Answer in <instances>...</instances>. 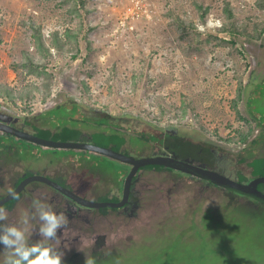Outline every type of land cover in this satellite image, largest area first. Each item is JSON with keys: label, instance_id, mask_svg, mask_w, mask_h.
I'll use <instances>...</instances> for the list:
<instances>
[{"label": "rangeland", "instance_id": "rangeland-1", "mask_svg": "<svg viewBox=\"0 0 264 264\" xmlns=\"http://www.w3.org/2000/svg\"><path fill=\"white\" fill-rule=\"evenodd\" d=\"M263 28L264 0H0V113L32 134L31 117L74 102L129 123L121 149L136 159L182 138L247 182V162L264 158ZM92 123L85 138L107 130ZM136 132L157 139L139 143ZM6 138L0 198L19 178L41 176L88 201L122 200L130 165ZM132 180L135 208L83 207L57 230L49 244L61 264H264V205L177 171L141 169ZM54 193L27 184L5 223L18 225L33 199L52 206Z\"/></svg>", "mask_w": 264, "mask_h": 264}, {"label": "trees", "instance_id": "trees-1", "mask_svg": "<svg viewBox=\"0 0 264 264\" xmlns=\"http://www.w3.org/2000/svg\"><path fill=\"white\" fill-rule=\"evenodd\" d=\"M222 31L225 33H229L230 30L223 28ZM263 32H264V28L260 32V35ZM40 46H42V44H40ZM258 87L254 88L250 92L248 99H250L251 101L252 99L256 101L255 99L256 97L259 99L260 96L258 97V91H259ZM248 108H249L248 111L251 112V108L249 106ZM86 111L87 112L82 111L79 108V105L75 104L74 102H67L63 105H59L57 107L46 110L43 113L31 117L33 123L32 124L29 123V124L32 125V129L34 133H36L35 136L44 140H51L54 142H85V143L87 142L102 148H110L115 152H123L121 148L127 143L126 133H128V131L129 132L132 131L130 129L131 125L127 122H121L122 118L111 117V116L101 117L98 113H95L90 110H86ZM88 120L94 121V123H92L93 127L100 129L102 126H106L107 130L95 131L89 134L87 138H85L83 136L82 127L87 125ZM136 135L137 137L131 139H135L139 143L142 142L149 143L150 140L157 139V138H152L153 136L151 137V134L144 135L143 132L140 133L136 132ZM262 136L264 137V131L262 132ZM131 139L129 143L131 142ZM163 141L170 142V140H166V139H163ZM3 143H5L4 138H0V147H3ZM20 143L25 144L22 140H20ZM181 143L193 149L192 144L190 142H181ZM54 151L57 150L56 149L50 150L51 153H54ZM123 154L126 156H130L128 155L130 153L123 152ZM241 162L244 163L245 161L241 160ZM247 165L251 170L250 176L252 178L264 177L263 157L253 158L251 161L247 162ZM141 169H155L157 171L162 170L168 172L171 171L168 168L159 165H148ZM122 173L124 175L126 173V170L122 171ZM26 178L28 177L25 176L23 178H19L16 181L15 185L21 183ZM238 178L240 182L245 181V178L243 176H239ZM263 187H264V183H259L257 190L264 195ZM20 196H21V192L16 197L6 202L3 207L6 210L11 209L12 204ZM100 202L116 203L118 202V200L116 199L108 200L103 198L100 200ZM108 208L109 207H105L104 209H108ZM110 209H115V208H110Z\"/></svg>", "mask_w": 264, "mask_h": 264}, {"label": "water", "instance_id": "water-1", "mask_svg": "<svg viewBox=\"0 0 264 264\" xmlns=\"http://www.w3.org/2000/svg\"><path fill=\"white\" fill-rule=\"evenodd\" d=\"M0 131L5 132L9 135H12L15 138L22 139L25 142L33 143L40 147L56 149V150H84V151L92 152L99 156L109 158L111 160L124 163L126 165H130L132 167L127 178L125 179V184L123 188V198L118 203H110V202H103V203L98 202L97 203L94 201H88V200H85L83 198L76 196L74 193L62 188L60 185L56 184L54 181H51L46 177L31 176V177L24 179L19 184V186L14 191H12L11 195L8 193L7 195L0 198V206H3L6 202L16 197L21 191H23L22 189L28 183L41 182L61 192L62 194L74 200L76 203L80 204L81 206H85L88 208H102V209L105 207H109V208L122 207L124 203L127 201L128 193H129L128 189H129L131 180L133 176L136 174L138 168L142 165H159V166L174 169V170L186 173V174L196 175L203 179L206 178L209 182H211L212 184L222 189L230 190L240 195H246L254 199H258L260 202L264 203V195L257 190V185L259 183H264V177L255 178L251 180L248 184L243 185V184H239L237 182H234L233 180H230L226 177L220 176L213 172H208V171L199 172L196 169H193L192 171L189 169L188 165H186L183 162H179L173 158H168V157H159V158L152 157L151 158L149 157V158L136 159L132 156H126L122 154L121 152H115L110 148H102L99 146L90 145L88 143L54 142L51 140H44L36 136H32L30 134L24 133L22 131H17L8 126L6 127L0 126Z\"/></svg>", "mask_w": 264, "mask_h": 264}, {"label": "clouds", "instance_id": "clouds-1", "mask_svg": "<svg viewBox=\"0 0 264 264\" xmlns=\"http://www.w3.org/2000/svg\"><path fill=\"white\" fill-rule=\"evenodd\" d=\"M9 194L12 190L9 189ZM8 211L0 206V244L4 250L0 264H61L63 253L53 248L49 241L58 240L57 230L68 224L64 213L53 211L52 206L40 199L31 201V211L26 210L17 224H7ZM39 239L29 243L33 222ZM84 264H96L94 257L85 258Z\"/></svg>", "mask_w": 264, "mask_h": 264}, {"label": "flooded vegetation", "instance_id": "flooded-vegetation-1", "mask_svg": "<svg viewBox=\"0 0 264 264\" xmlns=\"http://www.w3.org/2000/svg\"><path fill=\"white\" fill-rule=\"evenodd\" d=\"M18 125V120L16 119H13L11 117H8L6 116L5 114H2L0 113V126H8V127H11L17 131H22L24 132V127L27 126L26 123L24 124H21V126H23L22 129H18V128H15V126ZM26 133V132H24ZM29 134V133H27ZM32 136H35L36 133H32L30 134ZM6 137H13L12 135H9L5 132H2L0 131V138H4V142L3 143V147L5 149V151H2L0 152V167L4 166V163H6V158H5V153H6V148L7 149H10L9 147H11L9 145V139L6 138ZM15 138V137H14ZM18 139V138H16ZM19 141L22 140V139H18ZM166 140H170V142H166V141H163L164 144H161L159 145L161 148H162V152H155L152 154V157L153 158H159V157H168V158H173L179 162H183L185 163L186 165H188L189 169L193 171V169H196L197 171L199 172H213V173H216L220 176H223V177H226L223 173H220L217 171L215 164L217 163L216 162V159H215V152L205 146H201V145H197V144H192V147H189L181 142H188L187 140H184L182 138H166ZM24 143H28V142H25L24 140H22ZM82 143H85V142H82ZM87 143V142H86ZM90 145H93L92 143H88ZM12 145H16V144H12ZM34 146H37L34 144ZM40 147V146H39ZM133 157V156H132ZM135 158V157H134ZM214 165V166H213ZM145 166H148V165H142L138 168L137 172H136V175L139 173V171L141 170V168L145 167ZM3 169V168H0V170ZM169 170L171 171H177V170H174V169H170L168 168ZM169 171V172H171ZM190 171V172H192ZM177 172H180V171H177ZM181 174H185L187 175L188 177H191V178H195L197 181L199 182H202V183H205V187L206 188H217L219 189L220 187L212 184L211 182H209L206 178H201L199 176H196V175H190V174H186V173H183V172H180ZM24 177V176H23ZM22 177V178H23ZM227 178V177H226ZM254 178L251 177V179L247 182H240L239 181V178L237 180H235L234 182H237L239 184H243V185H246L248 184L251 180H253ZM132 182L130 183V186H129V193H128V198H127V201L124 203L123 207H119V210H126L127 209V206H131L133 208H135V204L137 203L136 199H135V189L133 187V185L135 184L134 183V180H131ZM15 181L13 183V189L12 191H14L18 186L19 184H16L15 185ZM30 183H34V182H30ZM28 183V184H30ZM27 185L24 186V188L22 189L23 191L25 190V187ZM53 189V188H52ZM222 189V188H220ZM257 189H258V185H257ZM54 190V196L51 200V204L52 205V209L53 211L55 212H58V213H64L65 215L68 216V219H72L74 217V215L77 217V219L81 218L80 217V214L79 215H76V213H79L83 210V207L85 206H81L80 204L76 203L74 200L70 199L69 197L65 196L64 194H62L61 192ZM91 190V189H89ZM222 190H225V189H222ZM21 191V193L23 192ZM227 191L229 194H232L234 196H238V197H245V198H248L250 199L251 201H254L256 202L257 204L259 205H264L262 202H260L258 199H254L252 197H249V196H246V195H240L238 193H235L233 191H230V190H225ZM123 198V196H122ZM121 198V199H122ZM94 202H97L98 201H94ZM128 202V203H127ZM118 203V202H116ZM4 206V205H3ZM2 206V207H3ZM72 206H77V210L78 212H73L72 211ZM86 209V208H84ZM92 209H97V208H92ZM102 209V208H101ZM88 210V209H86ZM91 211V210H90ZM89 213V212H87Z\"/></svg>", "mask_w": 264, "mask_h": 264}, {"label": "crops", "instance_id": "crops-1", "mask_svg": "<svg viewBox=\"0 0 264 264\" xmlns=\"http://www.w3.org/2000/svg\"><path fill=\"white\" fill-rule=\"evenodd\" d=\"M264 39V35L262 36V40Z\"/></svg>", "mask_w": 264, "mask_h": 264}]
</instances>
